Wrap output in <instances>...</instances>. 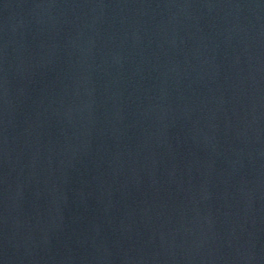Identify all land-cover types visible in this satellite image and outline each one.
<instances>
[{"label":"water","instance_id":"95a60500","mask_svg":"<svg viewBox=\"0 0 264 264\" xmlns=\"http://www.w3.org/2000/svg\"><path fill=\"white\" fill-rule=\"evenodd\" d=\"M0 264H264V0H0Z\"/></svg>","mask_w":264,"mask_h":264}]
</instances>
